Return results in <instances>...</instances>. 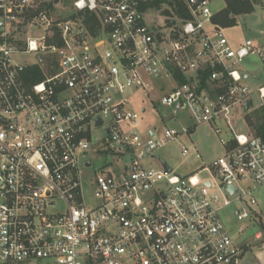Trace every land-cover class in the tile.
Here are the masks:
<instances>
[{
    "label": "built area",
    "instance_id": "1",
    "mask_svg": "<svg viewBox=\"0 0 264 264\" xmlns=\"http://www.w3.org/2000/svg\"><path fill=\"white\" fill-rule=\"evenodd\" d=\"M63 1L70 7L58 12ZM219 1L0 0V264L240 263L251 240L238 242L221 212L237 205V220H248L238 235L259 222L264 140L248 120V132L235 124L255 92L264 99L242 65L256 57L264 74V42L230 41L214 20ZM155 8L162 24L147 22ZM29 54L34 62L18 60ZM152 79L159 91L173 83L157 104L187 111L191 125L142 127L133 97ZM204 123L223 146L201 168L209 176L168 170L157 151ZM89 153L111 157L90 202ZM254 237L264 246L261 230Z\"/></svg>",
    "mask_w": 264,
    "mask_h": 264
},
{
    "label": "rangeland",
    "instance_id": "2",
    "mask_svg": "<svg viewBox=\"0 0 264 264\" xmlns=\"http://www.w3.org/2000/svg\"><path fill=\"white\" fill-rule=\"evenodd\" d=\"M53 1V0H46ZM254 10L251 13H242L236 16V25L228 27L226 35L230 41L236 43L239 40L245 38H253L260 42H264V0H256ZM61 3V2H60ZM224 2L219 1L212 4L214 10L223 9ZM70 7V4L61 3L56 5L58 12L66 11ZM157 7H162L158 5ZM163 14L161 8H155L151 11L150 16L147 17V22L153 24L155 21L162 24ZM29 37H40L42 35L41 30L29 29L26 34ZM21 62H34V55H23L18 57ZM242 65L251 72L249 80L245 81L252 88L256 89L264 84V74L262 64L256 57H251L245 60ZM153 88L145 92H140L133 97L134 106L136 110L141 114L142 127L150 128L156 123H162L165 126H172L181 129L182 126L191 125L193 120L191 119L187 111H179L176 115L172 114L173 109L170 107L157 104V100L163 96L173 85L172 82H162L161 91L156 86L158 82L154 79L151 81ZM155 105V107H152ZM146 107L147 111L143 112L142 109ZM264 109V99H261L257 92L252 96V105L249 108L238 107V117L236 119V128L248 132L246 127V120L248 116L254 118V112ZM171 114L177 118V122L167 119L164 114ZM249 126L251 127L252 125ZM252 130L254 127H251ZM101 133V131H98ZM184 144L190 149L189 155L185 156L181 152V145ZM195 148V149H194ZM223 153V146L221 145L218 136L214 132L213 124L204 123L196 124L194 130L188 135H182L179 141H171L161 147L157 151L159 158L165 160L167 164L174 169L175 172L181 175H188L194 172L201 171L203 165H209L212 161L216 160ZM104 153H99L93 156L92 153L88 154V157H93V164L90 168L85 170L84 174V197L85 200L92 201L93 188L90 186L95 179V174L102 171L105 166L109 165L111 157L106 156ZM159 158H146L144 164L146 166H153L157 169H162V161ZM114 162L117 168L114 169L116 174L122 172L123 163L119 159H115ZM200 176L206 178L209 176L207 172L201 171ZM242 184L246 186L247 181H243ZM220 194L218 190H212ZM255 197L257 204L253 207L254 211L259 216V222L255 226L247 227L246 231L242 235H238V230L242 226L248 224L247 221H239L236 216L237 205L232 204L226 207L221 212V217L225 224L234 234L237 235V241L250 239V248L245 252L239 264H264V246H262L260 240H255L254 234L261 230L264 236V185L258 187L255 191Z\"/></svg>",
    "mask_w": 264,
    "mask_h": 264
},
{
    "label": "trees",
    "instance_id": "3",
    "mask_svg": "<svg viewBox=\"0 0 264 264\" xmlns=\"http://www.w3.org/2000/svg\"><path fill=\"white\" fill-rule=\"evenodd\" d=\"M256 3V0H226V7L215 15L214 20L223 27H232L236 25V16L251 13ZM248 119L256 134L264 140V109L255 111L254 118L248 116Z\"/></svg>",
    "mask_w": 264,
    "mask_h": 264
},
{
    "label": "water",
    "instance_id": "4",
    "mask_svg": "<svg viewBox=\"0 0 264 264\" xmlns=\"http://www.w3.org/2000/svg\"><path fill=\"white\" fill-rule=\"evenodd\" d=\"M54 1H55L56 3L59 2V0H54ZM248 106H249V103L246 104V107H248ZM98 123L100 124V123H101V120H98ZM89 164H90V161L87 162V165H89ZM164 165L167 167L168 170H170L169 165H167V164H164ZM235 190H236V189L233 188V187L230 188V192H231V193H234Z\"/></svg>",
    "mask_w": 264,
    "mask_h": 264
},
{
    "label": "crops",
    "instance_id": "5",
    "mask_svg": "<svg viewBox=\"0 0 264 264\" xmlns=\"http://www.w3.org/2000/svg\"><path fill=\"white\" fill-rule=\"evenodd\" d=\"M224 5H225L224 7H226V3H224ZM220 11H221V10H220ZM220 11H219V12H220Z\"/></svg>",
    "mask_w": 264,
    "mask_h": 264
}]
</instances>
